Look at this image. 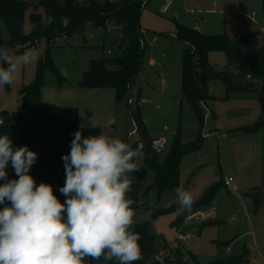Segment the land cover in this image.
I'll use <instances>...</instances> for the list:
<instances>
[{"label": "rangeland", "instance_id": "1", "mask_svg": "<svg viewBox=\"0 0 264 264\" xmlns=\"http://www.w3.org/2000/svg\"><path fill=\"white\" fill-rule=\"evenodd\" d=\"M26 1L34 4L39 0ZM164 1L150 0L142 10L140 28L146 44L145 56L130 88L121 98L113 88L86 89L79 86L90 60L109 58L117 51L122 28L113 20L109 19L106 26L87 22L81 31L67 39L56 42L55 39L53 43L43 39L25 45L13 51V59L29 49L36 52L38 58L49 51L53 67L64 82L60 83L50 65L45 68L41 91L46 94L44 101L50 103L48 106H76L83 126L98 127L101 133L119 137L131 145L138 139L132 114L139 111L149 136L160 141L163 159L170 151L174 134L179 133L183 142H191L198 136L200 126L182 95V53L186 45L176 36L177 26L186 25L212 35L226 34L231 40L249 37L246 47H264L263 0H172L169 10L161 13ZM30 26L28 10L24 15L26 33L30 32ZM9 39V32L0 18V41ZM38 58L22 65L17 79L0 90L10 97H17V85L36 75ZM207 58L218 74L208 83L216 98L202 103L203 146L183 157L178 187L190 192L193 204L209 186L220 184L224 177L232 176L235 184L238 180L258 182L254 184L259 187L252 190V196H246L237 184L236 194H230L222 185L216 199L205 209L215 206V214L225 213L222 217L225 219L214 227L202 228L207 221L195 222L190 217L197 211L193 208L181 216L168 212L154 217V210L168 208V201L175 193L167 191L157 201L154 192L145 196L154 176L149 172L140 185L146 204L135 210L134 218V227L147 223L154 238L155 251L144 264H206L228 256L243 259L236 264H263L264 128L251 135L238 130L260 119L264 113V92L245 89L226 92L221 76L226 73L237 76L235 64L223 51L211 50ZM138 163L142 165L143 158ZM237 167L241 170L238 180ZM2 183L4 181L0 180ZM4 206L0 205V208ZM233 215L236 220L230 224L229 218ZM179 232L191 233L193 238L181 242L180 254H177L173 245ZM236 236L241 237L234 243ZM226 249L230 255L226 254ZM181 254L187 255L185 263L179 260Z\"/></svg>", "mask_w": 264, "mask_h": 264}, {"label": "trees", "instance_id": "2", "mask_svg": "<svg viewBox=\"0 0 264 264\" xmlns=\"http://www.w3.org/2000/svg\"><path fill=\"white\" fill-rule=\"evenodd\" d=\"M150 0H39L30 3L26 0H0V18L3 20L10 39L0 41V47L16 51L19 48L45 39L49 43L61 35H72L81 31L87 22L106 26V22L113 20L121 26L122 37L117 44V51L113 56L102 59H92L88 69L83 72L79 86L81 88L107 89L113 88L117 97H123L140 70L146 51L143 32L140 28V17L144 6ZM42 9V12L40 11ZM30 11V32L24 28V15ZM264 10V0H263ZM53 17L52 24L44 27L40 22ZM61 17H67L69 24L63 27ZM32 25H36L35 28ZM176 36L185 42L182 53V95L190 104L191 109L199 120V133L194 141L183 142L179 133L174 134L170 151L162 159L161 144L158 139L149 136L146 124L139 111L133 113V122L138 139L132 145H143V163L138 172L131 173L134 177L132 191L128 194L134 201V210L145 205V196L150 192L156 195V201L167 191H172L180 183V164L183 157L203 146L201 135L204 115L202 103L216 98L209 88V82L217 76V72L208 62V52L223 51L235 64L237 76L227 73L222 77L226 92L232 90H259L264 92V47H246L249 37L231 40L226 34L212 35L201 32L186 25H178ZM30 43V44H28ZM108 52V51H107ZM48 65L53 68L62 84L63 77L54 69L49 51L40 54L38 67L34 79L22 86V108L18 112H3L0 124V135H8L13 141V147L27 145L37 153V160L30 169L36 184L41 182L53 186L54 194L63 203L66 199L59 191L65 183V169L62 156L70 152V144L74 133L79 130L82 135L101 134L98 127H83L79 124V109L76 106H48L42 102L41 90L43 74ZM248 75L250 79H245ZM253 77V80H252ZM255 80V81H254ZM264 128V113L252 125L240 128L241 133L251 135ZM8 178H16L11 165L6 169ZM153 172V180L145 196L140 193L143 178ZM18 178V177H17ZM220 184L210 186L200 199L194 203L193 209L200 210L207 207L219 192ZM177 205L154 210V217L163 213L175 212ZM210 223H206L209 225ZM134 231L140 234L142 259L135 264L149 261L155 251L154 238L149 233L148 224H136ZM179 254V250L177 251ZM243 261L236 256L215 259L206 264H236ZM89 264H116L115 261L105 262L89 259Z\"/></svg>", "mask_w": 264, "mask_h": 264}, {"label": "clouds", "instance_id": "3", "mask_svg": "<svg viewBox=\"0 0 264 264\" xmlns=\"http://www.w3.org/2000/svg\"><path fill=\"white\" fill-rule=\"evenodd\" d=\"M53 21L47 17L40 23L47 27ZM61 24L67 27L69 19L61 17ZM37 58L29 49L13 59L10 49L0 47V87L11 85L21 66ZM142 158V144L133 148L119 137H85L77 130L70 152L62 156V203L51 184L37 185L30 174L37 153L27 145L14 148L8 135H0V205H5L0 208V264H88L101 258L135 264L142 259L141 237L133 230L134 201L128 195L134 180L130 174L141 169ZM9 165L17 179L8 178ZM173 191L168 207L177 205V216L190 212V192ZM235 220L233 215L229 223Z\"/></svg>", "mask_w": 264, "mask_h": 264}, {"label": "crops", "instance_id": "4", "mask_svg": "<svg viewBox=\"0 0 264 264\" xmlns=\"http://www.w3.org/2000/svg\"><path fill=\"white\" fill-rule=\"evenodd\" d=\"M165 1L163 2V4L165 3ZM163 4H162V6H163ZM161 13H163L162 12V7H161ZM199 31H201V30H199ZM201 32H203V31H201ZM204 33H206V32H204ZM17 48L19 49V47H17ZM34 77L31 78V80H29L28 82H25V80H23L20 84L17 85V87H18V95H17V97L16 96L10 97V94L5 93L4 90L3 91L0 90V117H1V113H3V112H9V113H11V112H18V111L21 110V108H22V96L20 94V89L22 88L23 85L30 83L34 79ZM129 88H130V86H129ZM45 95H46L45 92L41 91L42 102L45 103L46 105H49L50 103L44 101V99H47ZM79 124L81 126H83L80 123V121H79ZM83 127H86V126H83ZM180 168H181V164H180ZM238 169H239V167H237V170H236V172H237V180H238V176L241 173V170H238ZM225 178L226 177L223 178L222 182L224 181ZM254 183H258V182H253L252 183V181H248L247 183H244V182H241V181L238 180V182L236 184L238 185V187H240V189H242V191L245 193L246 196H248V195L249 196H252V194H253L252 193V190L254 191L255 188L259 187L258 184H254ZM236 184H235V179H234V185L236 186V190L238 191ZM223 186L226 187L225 185H223ZM226 188H227V190H228V192L230 194H232V193H235L236 194V192H237L236 190L235 191L234 190H230L228 187H226ZM250 189H251V192H249ZM216 197H217V195H216ZM216 197L213 199V201L216 199ZM237 198H240V197H237ZM241 199L243 201L245 200L244 197H242ZM211 203H210V205H211ZM212 208H215V212H216V208L217 207L213 206ZM224 216H225V213L224 214H222V212L216 213L215 218L207 221V223H210V224L209 225L204 224L202 226V228H204L205 226H210V227L212 226V227H214L213 225L220 224V222H223V219H225V218H222ZM215 237H219V235H216ZM240 237L241 236H236V238L233 239V242L235 243L237 241V239H239ZM226 254L227 255H230L229 252L227 251V249H226ZM263 264H264V258H263Z\"/></svg>", "mask_w": 264, "mask_h": 264}, {"label": "built area", "instance_id": "5", "mask_svg": "<svg viewBox=\"0 0 264 264\" xmlns=\"http://www.w3.org/2000/svg\"><path fill=\"white\" fill-rule=\"evenodd\" d=\"M172 5V0H166L165 3L163 4L162 6V12L163 13H166L170 6ZM63 39H67V36L66 35H61L59 36L58 38H56L55 42L56 41H59V40H63ZM30 44V43H28ZM108 53H111L110 50H108ZM248 79L251 78L250 75L247 76ZM0 124H3V119L0 117ZM224 185L226 187H228L230 190H236V186L234 185V179L233 177L229 176V177H226L224 179ZM215 208H208V209H200V210H197L194 214H192V217L195 222H200V221H209L213 218H215ZM191 238H193L192 234L191 233H187V232H179L177 234V238H176V242L174 243V249L175 251H178L179 250V244L182 242H187L189 241ZM173 250H170L169 253H172ZM229 252V249L227 250ZM180 254V253H179ZM157 258H159L158 256H156ZM179 260L180 262H183L185 263L187 261V255L186 254H181L179 256ZM164 262H166V260L164 259Z\"/></svg>", "mask_w": 264, "mask_h": 264}]
</instances>
